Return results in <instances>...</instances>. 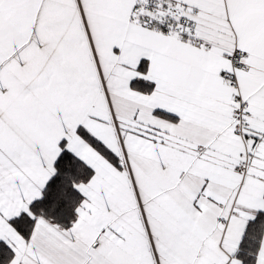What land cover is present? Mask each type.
Listing matches in <instances>:
<instances>
[{
    "label": "snow or ice",
    "instance_id": "6c2138e0",
    "mask_svg": "<svg viewBox=\"0 0 264 264\" xmlns=\"http://www.w3.org/2000/svg\"><path fill=\"white\" fill-rule=\"evenodd\" d=\"M0 264H264V0H0Z\"/></svg>",
    "mask_w": 264,
    "mask_h": 264
}]
</instances>
